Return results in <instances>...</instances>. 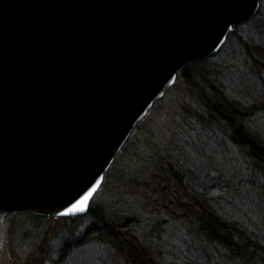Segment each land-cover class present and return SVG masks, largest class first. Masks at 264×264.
Here are the masks:
<instances>
[{"label": "water", "instance_id": "95a60500", "mask_svg": "<svg viewBox=\"0 0 264 264\" xmlns=\"http://www.w3.org/2000/svg\"><path fill=\"white\" fill-rule=\"evenodd\" d=\"M260 7L261 0H0V214L86 215L178 73L218 54Z\"/></svg>", "mask_w": 264, "mask_h": 264}, {"label": "rangeland", "instance_id": "374dc122", "mask_svg": "<svg viewBox=\"0 0 264 264\" xmlns=\"http://www.w3.org/2000/svg\"><path fill=\"white\" fill-rule=\"evenodd\" d=\"M240 38L264 47V1L261 0L257 20L242 25L211 65L212 68L217 66L230 95L246 104L261 97L264 75L258 76L248 64ZM252 55H256L255 51ZM167 94L164 104L152 108L144 126L134 131L115 159L94 199L95 206L104 207L108 215L125 217L134 214L149 219L151 212L145 203L149 199L153 202L155 198L144 189L141 181L149 183L152 180L146 170L158 157L149 154L166 156L168 153L175 163L184 167V171L190 169L198 177L197 185L194 184L196 188L204 183L202 186L206 187L209 197H222L221 210L245 224L264 245V190H258L248 182L243 159L227 142H221L219 137L203 130L196 121L184 123L183 105L187 106L186 111H194L195 106L189 99L187 101L180 84ZM253 129L264 140V117L254 121ZM132 179L139 183H131ZM11 220L0 215V264H121L123 261L113 255L106 242L95 236L87 243L78 244L62 259L60 250L65 241L79 240L83 231L97 223L93 217H85L76 227L70 226L63 233H58L59 226L51 230L52 221L30 216ZM186 231L179 222L170 221L164 227L161 242L156 243L163 255V263L236 264L222 263L212 253L203 251L188 238ZM140 232L146 231L142 228Z\"/></svg>", "mask_w": 264, "mask_h": 264}, {"label": "trees", "instance_id": "16d2710c", "mask_svg": "<svg viewBox=\"0 0 264 264\" xmlns=\"http://www.w3.org/2000/svg\"><path fill=\"white\" fill-rule=\"evenodd\" d=\"M257 18L258 15L250 21ZM242 25L233 29L228 41L231 40V36L237 34ZM239 43L243 46L244 53L249 59L248 64H251L253 71L258 76H263L264 47L251 44L242 38L239 39ZM252 51H255L256 55H252ZM219 54L204 61L188 64L178 74L176 84L171 90L180 84L187 101L189 99L194 103V111H188L189 109L186 111L187 106L183 105L184 123L196 121L203 130L210 131L219 137L221 142H227L243 159L248 182L256 189L264 190V140L253 129L254 121L258 117H264V89L260 98L246 104L232 97L223 84L220 72L216 70L217 66L213 68L211 66L212 60ZM167 96L168 94L154 107L163 105ZM147 118L148 116L136 129L144 126ZM155 155L158 157L157 161L153 164L149 160L148 163L151 165L146 170L152 179L151 182L141 181L144 189L155 198L153 202L149 199L145 203L151 212L149 219L134 214L125 217L108 215L106 209L96 207L94 201L88 214L79 218H44L31 212L2 216L10 217L11 221L22 216L52 221L54 225L51 226V230L54 226H59L58 233L65 232L64 229L70 226L76 227L85 217L95 218L97 223L83 231L79 240L72 238L65 241L60 250L62 259L66 258L78 244L87 243L90 237L95 236L106 242L115 257L123 259L121 264H166L163 263V255L156 243L161 242L164 227L172 221L181 223L193 243L196 242L203 251L212 253L214 258L221 260L222 263L229 261L236 264H264L262 241L255 233L249 232L240 220H234L221 210L223 198L209 197L206 187L202 186L204 183L198 184L199 187L196 188L194 184L197 185L198 177L194 176L190 169L187 170L185 165L184 171V167L180 166L179 162L175 163L174 158L168 153L166 156L158 153L149 154ZM179 170H182L183 174H180ZM131 183L138 184L139 181L132 179ZM142 228L145 229V233L140 232Z\"/></svg>", "mask_w": 264, "mask_h": 264}, {"label": "snow or ice", "instance_id": "6c2138e0", "mask_svg": "<svg viewBox=\"0 0 264 264\" xmlns=\"http://www.w3.org/2000/svg\"><path fill=\"white\" fill-rule=\"evenodd\" d=\"M85 200H87V197H85ZM81 203H83V201Z\"/></svg>", "mask_w": 264, "mask_h": 264}]
</instances>
